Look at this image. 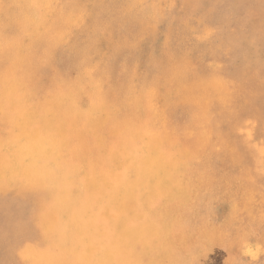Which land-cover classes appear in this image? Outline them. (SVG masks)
Returning a JSON list of instances; mask_svg holds the SVG:
<instances>
[{
  "label": "rangeland",
  "instance_id": "rangeland-1",
  "mask_svg": "<svg viewBox=\"0 0 264 264\" xmlns=\"http://www.w3.org/2000/svg\"><path fill=\"white\" fill-rule=\"evenodd\" d=\"M29 6L44 28L39 37L29 33L19 0H0V76L31 97L7 105H47L52 125L64 127L74 112L96 120L97 96L107 106L105 146L121 141L111 130L127 121L159 137L183 163L192 196L181 225L188 251L178 263L264 264V0ZM62 91L75 102L48 100ZM13 113H0V142L15 130ZM46 113L31 124L43 125ZM64 157L49 167L70 183L76 174ZM50 199L39 185L0 189V264H32V254L53 249L58 236L42 222Z\"/></svg>",
  "mask_w": 264,
  "mask_h": 264
},
{
  "label": "bare ground",
  "instance_id": "bare-ground-1",
  "mask_svg": "<svg viewBox=\"0 0 264 264\" xmlns=\"http://www.w3.org/2000/svg\"><path fill=\"white\" fill-rule=\"evenodd\" d=\"M19 1L29 22V33L39 37L44 28L31 20L29 2L46 6L52 0ZM1 40L5 37L0 33ZM66 97L69 95L62 91L48 100L59 104L75 102ZM92 97L100 114L96 120L74 112L73 121L64 127L55 126L49 119L52 109L46 105L41 107L48 112L43 125L34 126L31 123L41 110L7 105L31 97L17 81H10L6 74L0 76V113L14 111L17 116L14 121L18 119L11 124L15 127L10 132L12 136L0 142V189L15 183L26 188L39 185L51 194L42 222L57 234L58 241L42 256L32 254L33 261L36 264H65L67 259L72 264H179L180 256L188 251L186 232L181 225L185 222L186 201L192 196L185 183L183 163L178 157L176 160L169 157L159 137L141 126L136 129L127 121L115 124L121 126L120 130H111L121 141L105 146L101 134L107 124V106L97 96ZM92 142L102 148L95 149ZM66 155L71 156L72 169H69L76 174L70 183L56 168L49 167L59 166Z\"/></svg>",
  "mask_w": 264,
  "mask_h": 264
}]
</instances>
